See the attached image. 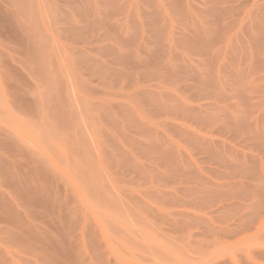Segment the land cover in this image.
<instances>
[{
	"label": "rangeland",
	"instance_id": "1",
	"mask_svg": "<svg viewBox=\"0 0 264 264\" xmlns=\"http://www.w3.org/2000/svg\"><path fill=\"white\" fill-rule=\"evenodd\" d=\"M0 264H264V0H0Z\"/></svg>",
	"mask_w": 264,
	"mask_h": 264
}]
</instances>
